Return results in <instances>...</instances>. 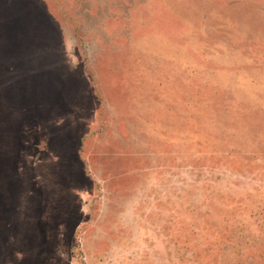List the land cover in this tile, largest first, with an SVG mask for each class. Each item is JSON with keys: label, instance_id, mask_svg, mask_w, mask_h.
<instances>
[{"label": "rangeland", "instance_id": "374dc122", "mask_svg": "<svg viewBox=\"0 0 264 264\" xmlns=\"http://www.w3.org/2000/svg\"><path fill=\"white\" fill-rule=\"evenodd\" d=\"M254 214L264 0H0V264H219Z\"/></svg>", "mask_w": 264, "mask_h": 264}, {"label": "trees", "instance_id": "16d2710c", "mask_svg": "<svg viewBox=\"0 0 264 264\" xmlns=\"http://www.w3.org/2000/svg\"><path fill=\"white\" fill-rule=\"evenodd\" d=\"M254 215V217L250 215V218L255 220L254 229L246 228L244 224H239L240 227H233L234 229L224 227V232H229L226 241L230 243L221 247L217 253L216 256L221 259L219 264H264V226L259 216ZM253 234L254 238L250 243Z\"/></svg>", "mask_w": 264, "mask_h": 264}]
</instances>
